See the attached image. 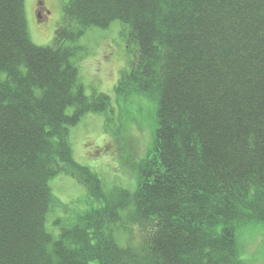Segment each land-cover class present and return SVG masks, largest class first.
<instances>
[{
	"label": "trees",
	"instance_id": "16d2710c",
	"mask_svg": "<svg viewBox=\"0 0 264 264\" xmlns=\"http://www.w3.org/2000/svg\"><path fill=\"white\" fill-rule=\"evenodd\" d=\"M25 7L0 0V264H239L238 230L264 225V0H67L49 46ZM115 20L138 52L118 101H151L157 128L135 182L107 190L69 134L111 98L86 95L72 58ZM62 173L94 205L54 234ZM131 223L143 234L121 244Z\"/></svg>",
	"mask_w": 264,
	"mask_h": 264
},
{
	"label": "rangeland",
	"instance_id": "374dc122",
	"mask_svg": "<svg viewBox=\"0 0 264 264\" xmlns=\"http://www.w3.org/2000/svg\"><path fill=\"white\" fill-rule=\"evenodd\" d=\"M39 0H25L28 31L35 45L54 43L55 32L64 21L67 0H43L45 6L37 13ZM40 16V17H39ZM78 47L73 62L79 68L86 95L105 93L111 98L110 108L90 111L70 127L69 140L74 160L98 171L106 189L130 186L135 182L137 165L154 142L155 108L149 100L118 101L115 87L135 63L137 44L129 41L127 24L115 20L106 28L91 27L74 43ZM55 206L49 212L46 226L57 234V219H72L78 212L94 205L85 186L73 176L62 173L50 180ZM121 227V244L133 236H142L136 223ZM119 238V237H118ZM239 264H264V225L251 224L238 230ZM119 240V239H118Z\"/></svg>",
	"mask_w": 264,
	"mask_h": 264
},
{
	"label": "flooded vegetation",
	"instance_id": "af4514ba",
	"mask_svg": "<svg viewBox=\"0 0 264 264\" xmlns=\"http://www.w3.org/2000/svg\"><path fill=\"white\" fill-rule=\"evenodd\" d=\"M41 9H43V7L42 6H40V4L37 2V13H39V15H40V10ZM46 12H47V10H46Z\"/></svg>",
	"mask_w": 264,
	"mask_h": 264
},
{
	"label": "water",
	"instance_id": "95a60500",
	"mask_svg": "<svg viewBox=\"0 0 264 264\" xmlns=\"http://www.w3.org/2000/svg\"><path fill=\"white\" fill-rule=\"evenodd\" d=\"M38 3H39V4H42V5L44 4V2H42V0H39V2H38Z\"/></svg>",
	"mask_w": 264,
	"mask_h": 264
}]
</instances>
